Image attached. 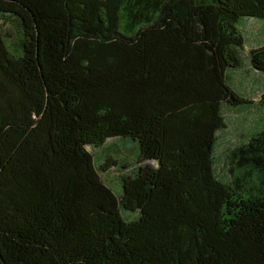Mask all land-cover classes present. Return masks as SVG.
Masks as SVG:
<instances>
[{
	"label": "trees",
	"instance_id": "obj_1",
	"mask_svg": "<svg viewBox=\"0 0 264 264\" xmlns=\"http://www.w3.org/2000/svg\"><path fill=\"white\" fill-rule=\"evenodd\" d=\"M248 38L264 0H0V264H264Z\"/></svg>",
	"mask_w": 264,
	"mask_h": 264
},
{
	"label": "rangeland",
	"instance_id": "obj_2",
	"mask_svg": "<svg viewBox=\"0 0 264 264\" xmlns=\"http://www.w3.org/2000/svg\"><path fill=\"white\" fill-rule=\"evenodd\" d=\"M259 20V19H256ZM263 21V20H262ZM247 21H242L241 24L239 25L241 28H243L245 30V23ZM252 32L253 31H249V30H245V34L248 37L252 36ZM255 33H257L255 31ZM252 45V40L251 38L247 39V43L246 46L244 47V49L241 50L242 53V57H243V67L240 69H231L227 72V83L229 85H231L235 90L237 91H242L245 90L244 86L247 83V78H246V70L251 69L252 70V74L255 76L256 78V85L254 87V89L252 90L251 94L253 95H257L260 91H264V73L263 72H258V71H253L254 69L251 67L250 62H249V50L248 47ZM228 117L230 120L236 121V119L239 118L238 113H232V112H228ZM238 133L235 134H231L225 137H222V146L218 152V157H219V164H220V168L223 166V158H224V153L226 148L228 147H233L235 139L238 138ZM115 141H118V139H116ZM114 141V142H115ZM125 140H122V142ZM113 152L114 151H110ZM115 189V188H114ZM115 191L117 193H119V190L115 189Z\"/></svg>",
	"mask_w": 264,
	"mask_h": 264
}]
</instances>
